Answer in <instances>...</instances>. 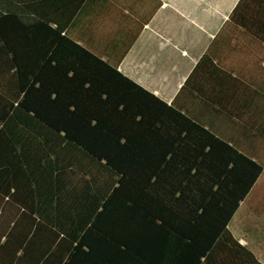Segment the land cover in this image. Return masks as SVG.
<instances>
[{
    "label": "trees",
    "instance_id": "obj_1",
    "mask_svg": "<svg viewBox=\"0 0 264 264\" xmlns=\"http://www.w3.org/2000/svg\"><path fill=\"white\" fill-rule=\"evenodd\" d=\"M84 2L0 0V264H264L230 227L264 214L230 119L263 88L206 55L188 86L216 110L168 102L69 34Z\"/></svg>",
    "mask_w": 264,
    "mask_h": 264
},
{
    "label": "crops",
    "instance_id": "obj_2",
    "mask_svg": "<svg viewBox=\"0 0 264 264\" xmlns=\"http://www.w3.org/2000/svg\"><path fill=\"white\" fill-rule=\"evenodd\" d=\"M68 32L166 101L188 110H216L188 86L206 55L243 82L260 85L264 93V0H85ZM256 99L241 117L230 119L238 129L244 124L254 128L252 135H240L261 154L264 139L254 133L261 125L256 115L260 118L264 110L255 108L264 97ZM253 139L260 141L254 145ZM253 215L264 221L263 213ZM247 229L252 231L248 238L236 235L250 242L264 261V242L251 225Z\"/></svg>",
    "mask_w": 264,
    "mask_h": 264
},
{
    "label": "rangeland",
    "instance_id": "obj_3",
    "mask_svg": "<svg viewBox=\"0 0 264 264\" xmlns=\"http://www.w3.org/2000/svg\"><path fill=\"white\" fill-rule=\"evenodd\" d=\"M262 157H264V155ZM262 183H264V176L260 179L259 185ZM253 211L254 210H252L250 203L248 201L244 202L232 218L230 227L238 236L248 238L249 235H252V231L248 230L247 228L249 225L252 227L254 226L256 227V231H260L258 235L260 239H258L264 242L263 218L254 216Z\"/></svg>",
    "mask_w": 264,
    "mask_h": 264
}]
</instances>
